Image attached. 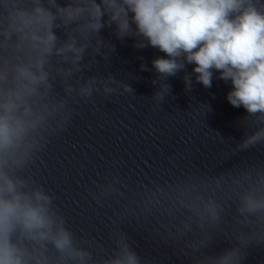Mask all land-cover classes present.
Masks as SVG:
<instances>
[{
  "label": "clouds",
  "instance_id": "obj_1",
  "mask_svg": "<svg viewBox=\"0 0 264 264\" xmlns=\"http://www.w3.org/2000/svg\"><path fill=\"white\" fill-rule=\"evenodd\" d=\"M105 28L120 41L134 37L135 48L165 53L152 61L159 81L194 64L196 82L210 88L218 72L231 82L228 102L247 113L232 154L264 147V0H0V264H96L93 249L103 246L78 238L54 196L27 172L71 123L76 103L134 95L111 73L84 75L116 51ZM184 82L190 91L191 74ZM170 91L160 83L151 98L161 106ZM126 187L113 179L92 196L100 204ZM138 195L139 211H126L156 219V235L189 264H245L250 247L264 246V163L141 185ZM220 237L228 246L209 253ZM112 239L100 264H146L124 232Z\"/></svg>",
  "mask_w": 264,
  "mask_h": 264
}]
</instances>
